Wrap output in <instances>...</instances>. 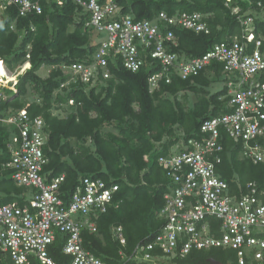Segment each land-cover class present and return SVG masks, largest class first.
<instances>
[{"label":"built area","instance_id":"1","mask_svg":"<svg viewBox=\"0 0 264 264\" xmlns=\"http://www.w3.org/2000/svg\"><path fill=\"white\" fill-rule=\"evenodd\" d=\"M225 1V5L230 2ZM72 2L88 15L85 27L94 36L91 44L95 50L89 61L59 65L68 75L59 90L78 83L94 86L111 76L110 66L120 65L132 72L143 66L152 70L148 78L152 92L173 76L188 79L213 62L222 64L228 87L229 111L204 119L198 137L182 140L158 157L168 180L158 212L162 226L131 253L120 250L116 264H166L186 258L192 251L212 248L232 250L238 264H264V191L247 182L245 191L235 193L216 172L222 152L220 131L241 144V158L264 162V38L255 36L252 18L238 14L240 37L217 42L200 56L185 59L171 50L176 44L172 29L208 34V14L168 15L161 11L153 20H137L122 15L115 0ZM10 6L20 16L41 13L38 0H0V14ZM239 10L238 6L232 8L233 13ZM25 58L12 72L0 59L4 70L0 74V121L16 128L5 166L17 185L31 190L29 205H0V264H59L49 255L57 235L63 236L59 249L69 257L68 264H112L83 247L82 231H96L97 217L117 206L118 185L85 176L65 199L61 189L64 174L47 181L42 173L47 163L43 118L21 109L2 115L3 89L15 90L18 74L30 67L28 53ZM51 68L54 66L47 72ZM113 236L122 246L126 244L121 226L114 228Z\"/></svg>","mask_w":264,"mask_h":264},{"label":"trees","instance_id":"2","mask_svg":"<svg viewBox=\"0 0 264 264\" xmlns=\"http://www.w3.org/2000/svg\"><path fill=\"white\" fill-rule=\"evenodd\" d=\"M38 1L41 13L20 16L17 8L10 6L0 14V59L11 72L24 63L27 53L30 62V67L18 74L15 90L2 101V115L21 109L32 117L43 118L47 133L43 153L47 163L42 173L47 181L64 174L61 189L65 199L85 176L118 185L117 206L97 217L96 231H82L86 250L116 264L120 250L131 253L135 245L151 239L162 226L158 212L168 180L157 163L158 157L178 142L198 137L204 119L229 111L223 67L213 62L196 76H173L169 83L161 82L157 90L150 92L148 78L153 71L148 67L132 72L120 65L110 66L111 76L94 86L78 83L59 90L68 78L59 65L89 61L95 50L91 44L94 36L85 27L88 15L72 0H61V4L56 0ZM115 2L122 15L137 20H153L161 11L168 15L192 11L208 14V34L172 29L176 44L171 50L185 59L200 56L217 42L240 37L238 14L251 17L255 36L264 38V0H230L228 5L225 0ZM235 6L240 8L238 13L232 12ZM42 66L47 70L54 68L42 77L38 75ZM213 81L222 85L210 92ZM182 91L198 96L191 107H184L178 100ZM70 99L73 104L68 103ZM59 109L65 110V114L55 113ZM15 133L13 125L0 121V205L23 207L29 205L31 190L17 185L11 178V169L5 166L10 160L8 143ZM219 141L222 152L216 172L228 182L231 191H245L247 182H254L264 191V162L241 158V144L233 142L223 131ZM117 226L122 228L124 246L113 236ZM62 237L56 236L49 255L59 264H68L69 257L59 249ZM206 257L221 264H238L232 250L216 248L192 251L186 258L168 263L202 264Z\"/></svg>","mask_w":264,"mask_h":264},{"label":"rangeland","instance_id":"3","mask_svg":"<svg viewBox=\"0 0 264 264\" xmlns=\"http://www.w3.org/2000/svg\"><path fill=\"white\" fill-rule=\"evenodd\" d=\"M38 75L45 77L47 76V67L46 66H42L39 70H38ZM222 85L221 82H212L211 86L209 89L210 92H214L215 90H217L220 86ZM3 94L5 97H9L12 94V90L10 89H3ZM197 95L192 93L191 91H182L180 93H178L177 98L178 100L184 105V107L188 108L191 107L193 105V103L196 101L197 99ZM65 110L59 109L56 112H61V115H64ZM105 130L107 129H111L110 127H105ZM12 137V136H11ZM169 264V263H167Z\"/></svg>","mask_w":264,"mask_h":264},{"label":"flooded vegetation","instance_id":"4","mask_svg":"<svg viewBox=\"0 0 264 264\" xmlns=\"http://www.w3.org/2000/svg\"><path fill=\"white\" fill-rule=\"evenodd\" d=\"M201 262L202 264H221L218 260L214 259L213 257H206Z\"/></svg>","mask_w":264,"mask_h":264},{"label":"bare ground","instance_id":"5","mask_svg":"<svg viewBox=\"0 0 264 264\" xmlns=\"http://www.w3.org/2000/svg\"><path fill=\"white\" fill-rule=\"evenodd\" d=\"M3 74L4 73V70H3V67H2V64H0V74Z\"/></svg>","mask_w":264,"mask_h":264}]
</instances>
